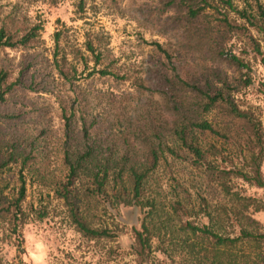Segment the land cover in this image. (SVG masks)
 Masks as SVG:
<instances>
[{
	"label": "trees",
	"instance_id": "obj_1",
	"mask_svg": "<svg viewBox=\"0 0 264 264\" xmlns=\"http://www.w3.org/2000/svg\"><path fill=\"white\" fill-rule=\"evenodd\" d=\"M147 16L165 40L150 43L146 78L104 65L92 38L83 53L66 54L54 32L53 69L63 79L78 73L72 55L85 70L92 64L88 78L132 90L103 93L101 114L66 96L60 133L27 97L36 91L27 56L15 71L0 65V264H27L23 229L47 214L26 203L33 184L106 262L129 235L136 264H264L254 218L264 212V122L240 100L255 86L253 65L264 67V1L156 0ZM39 29L1 24L0 51L27 49ZM185 169L198 179L184 180ZM4 245L15 251L10 262Z\"/></svg>",
	"mask_w": 264,
	"mask_h": 264
},
{
	"label": "rangeland",
	"instance_id": "obj_2",
	"mask_svg": "<svg viewBox=\"0 0 264 264\" xmlns=\"http://www.w3.org/2000/svg\"><path fill=\"white\" fill-rule=\"evenodd\" d=\"M264 1V0H263ZM239 3V0H236ZM0 0V25L7 24L13 31L23 27L39 25V36L27 49H4L0 51V65L16 69L22 56L32 62V73L36 91L28 93V99L43 122L60 133L63 121L60 118L61 101L69 107L66 96H78L82 109L88 114L104 112L107 105L102 96L109 92L121 96L132 91L129 82H114L98 77L88 78L92 64L83 69L81 63L68 56L78 67L75 79H63L53 69V34L60 31V50L73 53L76 49L84 52L87 38H92L104 54V65L126 76L145 77L152 66L150 43L163 42L160 30L148 20V11L156 0ZM61 54L57 56L59 60ZM32 59V60H31ZM255 86L240 100L244 106L259 114L264 122V67L254 64ZM67 69V65H64ZM39 87L44 89L39 93ZM66 101V102H65ZM75 107V105H74ZM58 161L51 159L53 166ZM189 169L182 170L184 180L198 179ZM264 176V161L262 164ZM8 178L13 181L12 172ZM249 191V190H248ZM26 203L34 209L46 207V216H36L23 229L24 261L27 264H136L128 255L129 235L119 238V252L112 262H106L101 253L92 248L67 225L61 207L52 193L36 185H27ZM260 196V192L258 193ZM258 228L264 232V212L254 216ZM130 226L128 225L127 228ZM116 246V245H114ZM7 262L13 260L15 251L10 245L1 247Z\"/></svg>",
	"mask_w": 264,
	"mask_h": 264
}]
</instances>
